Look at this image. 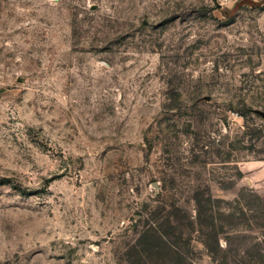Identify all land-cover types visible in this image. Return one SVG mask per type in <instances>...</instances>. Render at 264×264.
Wrapping results in <instances>:
<instances>
[{"label":"rangeland","instance_id":"374dc122","mask_svg":"<svg viewBox=\"0 0 264 264\" xmlns=\"http://www.w3.org/2000/svg\"><path fill=\"white\" fill-rule=\"evenodd\" d=\"M264 0H0V264H264Z\"/></svg>","mask_w":264,"mask_h":264},{"label":"water","instance_id":"95a60500","mask_svg":"<svg viewBox=\"0 0 264 264\" xmlns=\"http://www.w3.org/2000/svg\"><path fill=\"white\" fill-rule=\"evenodd\" d=\"M258 113L261 115V117H262V116L264 117V111H259V110H258Z\"/></svg>","mask_w":264,"mask_h":264}]
</instances>
